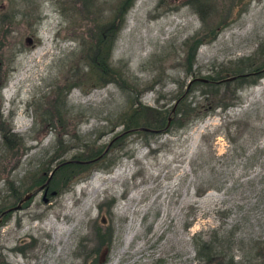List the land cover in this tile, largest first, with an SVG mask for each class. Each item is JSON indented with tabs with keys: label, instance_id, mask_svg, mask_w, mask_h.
Listing matches in <instances>:
<instances>
[{
	"label": "rangeland",
	"instance_id": "374dc122",
	"mask_svg": "<svg viewBox=\"0 0 264 264\" xmlns=\"http://www.w3.org/2000/svg\"><path fill=\"white\" fill-rule=\"evenodd\" d=\"M82 1L0 0V128L24 136L15 153L0 141V206L66 160L85 164L0 219V264H85L98 224L112 228L100 264H196L193 235L264 264V0ZM248 69L238 86H187ZM184 90L179 126L169 110ZM152 109L158 126L140 129Z\"/></svg>",
	"mask_w": 264,
	"mask_h": 264
},
{
	"label": "trees",
	"instance_id": "16d2710c",
	"mask_svg": "<svg viewBox=\"0 0 264 264\" xmlns=\"http://www.w3.org/2000/svg\"><path fill=\"white\" fill-rule=\"evenodd\" d=\"M197 2V6L201 5V2H199L198 0H192L190 2ZM83 4L82 6L84 8L87 7V9H90V7L93 5L94 0H83L82 1ZM125 2V1H124ZM189 2V1H188ZM195 2V3H196ZM246 2V1H245ZM125 5V4H124ZM122 5V6H124ZM121 6V7H122ZM235 5L232 6L230 12L233 10ZM123 8V7H122ZM120 8L119 11H117V13L114 16V20L112 21L115 25H119L120 20L122 19V12L123 9ZM236 12H238V10H236ZM235 12V13H236ZM201 19L202 16L200 17ZM38 18H35L34 22H37ZM219 23H216L212 28H211V32L208 35H213L215 33V31L219 28ZM208 35L204 36H199V37H194V39L192 40L191 45L194 46L197 44V42H199L200 40L204 38H206ZM209 37V36H208ZM109 46L107 45V48H105V45L102 44V47H100V52L103 53L105 52V55H107V52H110V48L112 46V37L109 41ZM189 48V47H187ZM190 49V48H189ZM191 56V55H190ZM103 64V63H102ZM100 63V65H102ZM101 71L103 73H106V71L104 70V67L101 66ZM252 69H248L247 71H250ZM236 72H245V71H236ZM234 72V73H236ZM208 78V77H207ZM216 78V77H215ZM193 82V81H192ZM5 83V80H0V87L2 86V84ZM70 86L65 87L64 91L61 92L62 95V99H61V104L63 105L64 100L66 98V92L68 90ZM190 85L188 86L189 89ZM184 90L182 92V94H180L178 97H176V102L174 104L173 109L169 110V113L171 115H173V122L176 123L177 125H182L184 123V116L189 115L190 111L188 109V106H184L183 102H182V96L185 94ZM38 94V90L35 91L31 97V100L28 102V105L30 106L31 104H33V100L36 98ZM138 103L136 105V107H134L133 112H138ZM151 111V115H149L148 117L150 118H146L145 117V121L143 122V127L149 128V129H153L154 127H157V121H158V116H155V114H159L157 113V110L152 109ZM35 113V112H34ZM61 112L57 111L55 112V115L57 116V119L61 118ZM177 114L180 115V117L177 116ZM40 116V117H38ZM43 115H37L35 114L34 120L38 119V120H43L44 117H42ZM0 118H5L7 121L10 120V114L7 117H2V114L0 113ZM182 119V120H181ZM180 120V121H179ZM163 121V120H162ZM123 122V120H122ZM129 123H132V129H139L137 128V125H139V123H134L133 121H131L130 119L128 121L125 122V127L129 126ZM162 123V122H161ZM161 125V124H160ZM135 129V130H136ZM147 129V130H149ZM150 131V130H149ZM23 140H24V136H22L21 134L17 133V132H12L9 128V126L7 125V128L5 129H1L0 128V141L3 145V148L5 147V149L7 151H11V152H16L14 151V149L21 148L22 150L24 149L23 146ZM101 152V148L99 147H93L90 149H87V153L84 157H80V156H75L73 158L81 160V159H87V158H94L96 157L99 153ZM85 166V164L83 163V161H64L61 164L58 165V167L55 169L56 172H58L57 176H52L51 179L48 182V190H57L58 187H65L67 186V182L73 181L76 179L78 173L82 170V168ZM44 176L39 175L38 177L35 176L34 177V182L33 183H29L26 186H24L23 188H21V190L15 191V190H11L10 195L14 197V200H16L20 195H22L25 191L30 190L33 186L38 185L39 183H41L43 181ZM65 185V186H64ZM6 206H0V219L3 220L7 217L8 212L6 213H2L1 210L4 209ZM111 232H112V228L110 226V224H104V225H95L94 227V233H95V237H96V244L97 245L94 250L92 251V255L89 254L84 258V263L85 264H100L99 258L96 256V252L98 251V247L102 246L103 244H107L109 245L110 240H111ZM221 236H224L223 234H221ZM193 242L195 243V245L197 246V243L200 242L201 245L196 247V258L198 259V263L196 264H233L231 262V256L226 252V250L220 249L219 251H217V244L215 245V243H212L209 241V239L203 237V236H196L193 235ZM218 242L224 240L223 237H220L217 239ZM264 243V238L261 240ZM94 255V256H93ZM86 260H88V262L86 263Z\"/></svg>",
	"mask_w": 264,
	"mask_h": 264
},
{
	"label": "flooded vegetation",
	"instance_id": "af4514ba",
	"mask_svg": "<svg viewBox=\"0 0 264 264\" xmlns=\"http://www.w3.org/2000/svg\"><path fill=\"white\" fill-rule=\"evenodd\" d=\"M258 72V69H252V70H250V71H245V72H236V73H233L232 75H234V77L232 78V79H224V78H218V79H213V80H210V79H208V78H206V80L205 81H203V82H208V83H221V82H223V81H227V80H234L236 83H238L237 84V86L241 83V81H242V79H243V77H246V76H250V75H253V74H256ZM239 79H241L240 81H239ZM239 81V82H238ZM45 181H43V182H41V183H39L38 185H37V187H39L42 183H44ZM47 183L48 182H46L45 184H44V186H42L40 189L42 190V194L44 195V194H46L47 192ZM37 189V188H36ZM27 192H31V194H30V196L27 198V199H29L30 197H32L34 194H36V192L37 191H30V190H28V191H25L23 194H25V193H27ZM23 194L22 195H20L17 199H16V201H15V203H13V204H10L9 206H6L4 209H2L1 210V212L2 213H6V212H9L10 210H13V209H15L16 207V204L19 202V200L21 199V197L23 196ZM27 199H25V200H22L21 202H20V206H18L17 208H21V207H24L26 204H25V202H27L26 200Z\"/></svg>",
	"mask_w": 264,
	"mask_h": 264
},
{
	"label": "water",
	"instance_id": "95a60500",
	"mask_svg": "<svg viewBox=\"0 0 264 264\" xmlns=\"http://www.w3.org/2000/svg\"><path fill=\"white\" fill-rule=\"evenodd\" d=\"M234 77V75H230V76H227V77H225L224 79H232ZM193 80H201V81H205L206 80V78H201V77H194V78H191V79H189L188 81H187V86L190 84V82L191 81H193ZM171 109H173V107L171 108ZM140 129H142V130H147V129H149V128H146V127H139ZM149 130H153V129H149ZM51 172V171H50ZM50 174L51 173H49V176H50ZM48 178V177H47ZM48 180V179H47ZM46 180V181H47ZM46 181L44 182V183H42L38 188L40 189L42 186H44V184L46 183ZM30 194H31V192H27V193H25L22 197H21V199L19 200V202L16 204V208L18 207V206H20V202L22 201V200H25V199H27L29 196H30Z\"/></svg>",
	"mask_w": 264,
	"mask_h": 264
}]
</instances>
